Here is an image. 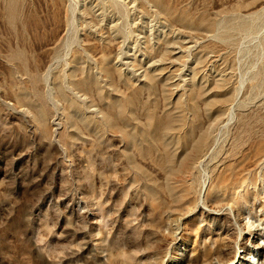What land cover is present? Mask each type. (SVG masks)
Segmentation results:
<instances>
[{
  "label": "rangeland",
  "instance_id": "374dc122",
  "mask_svg": "<svg viewBox=\"0 0 264 264\" xmlns=\"http://www.w3.org/2000/svg\"><path fill=\"white\" fill-rule=\"evenodd\" d=\"M0 264H264V0H0Z\"/></svg>",
  "mask_w": 264,
  "mask_h": 264
}]
</instances>
